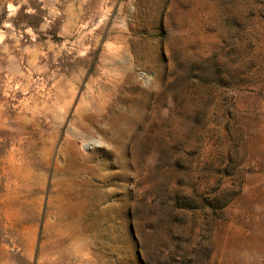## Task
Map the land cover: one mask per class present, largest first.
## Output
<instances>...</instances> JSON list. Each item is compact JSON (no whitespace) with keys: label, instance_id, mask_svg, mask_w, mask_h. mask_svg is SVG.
<instances>
[{"label":"rangeland","instance_id":"1","mask_svg":"<svg viewBox=\"0 0 264 264\" xmlns=\"http://www.w3.org/2000/svg\"><path fill=\"white\" fill-rule=\"evenodd\" d=\"M0 264H264V0H0Z\"/></svg>","mask_w":264,"mask_h":264}]
</instances>
